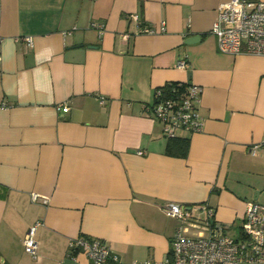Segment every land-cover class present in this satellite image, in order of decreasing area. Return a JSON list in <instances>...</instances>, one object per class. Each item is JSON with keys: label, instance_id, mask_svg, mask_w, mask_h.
I'll list each match as a JSON object with an SVG mask.
<instances>
[{"label": "crops", "instance_id": "0c3cea01", "mask_svg": "<svg viewBox=\"0 0 264 264\" xmlns=\"http://www.w3.org/2000/svg\"><path fill=\"white\" fill-rule=\"evenodd\" d=\"M226 1L0 0V264H91L69 253L80 235L124 263L163 261L179 227L209 231L165 215L166 201L198 220L209 209L241 237L246 203L264 204V56L217 49L210 30ZM168 82L201 88V129L175 137L184 156L165 152L145 108ZM36 221L33 258L22 240Z\"/></svg>", "mask_w": 264, "mask_h": 264}, {"label": "built area", "instance_id": "2783aa9c", "mask_svg": "<svg viewBox=\"0 0 264 264\" xmlns=\"http://www.w3.org/2000/svg\"><path fill=\"white\" fill-rule=\"evenodd\" d=\"M137 19L136 14H132ZM99 32L102 25L92 23ZM148 25L138 27V33H153ZM211 33L216 37V46L221 53L239 55L250 54L264 56V1L228 0L219 4L217 17L211 25ZM125 36H127L125 34ZM25 45L33 47L31 36H24ZM180 68L187 66L182 59L177 64ZM167 87V88H166ZM165 89H167L165 91ZM201 88L194 83H182L162 86L154 91V100L147 107L153 119L162 124V133L166 138H175L179 131L195 132L202 127V118L198 111ZM100 103L104 99L99 98ZM64 103L56 109L62 112L68 110ZM252 146L251 152L255 153ZM137 154L144 151L137 149ZM46 198L37 193L31 194L33 201ZM168 217L182 222L203 224L208 227L206 235L188 236L179 227L171 239V248L163 261H132L124 263L111 252L110 247L100 239L87 238L83 235L69 241L68 250L71 256L83 252L91 264H241L264 262V204L250 200L246 203L242 216V235L234 238L221 233V226H215L210 221L211 210L205 220L194 218L193 209L174 201H166L161 207ZM40 221L30 225L23 237L24 251L37 258L38 242L35 231Z\"/></svg>", "mask_w": 264, "mask_h": 264}, {"label": "trees", "instance_id": "16d2710c", "mask_svg": "<svg viewBox=\"0 0 264 264\" xmlns=\"http://www.w3.org/2000/svg\"><path fill=\"white\" fill-rule=\"evenodd\" d=\"M177 82H168L164 85L168 86L169 84H176ZM167 88V87H166ZM167 89H165L166 91ZM187 151V142L185 139H181V138H169L167 143H166V147H165V152L172 154V155H179V156H184L186 154Z\"/></svg>", "mask_w": 264, "mask_h": 264}, {"label": "water", "instance_id": "95a60500", "mask_svg": "<svg viewBox=\"0 0 264 264\" xmlns=\"http://www.w3.org/2000/svg\"><path fill=\"white\" fill-rule=\"evenodd\" d=\"M196 37H198V36H189L188 38H186V42H192V41H194V39L196 38Z\"/></svg>", "mask_w": 264, "mask_h": 264}]
</instances>
